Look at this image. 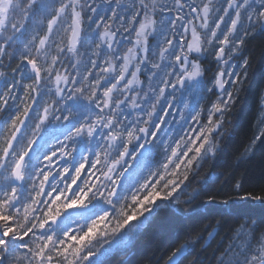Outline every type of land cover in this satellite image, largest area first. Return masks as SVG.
Segmentation results:
<instances>
[{"label": "snow or ice", "instance_id": "6c2138e0", "mask_svg": "<svg viewBox=\"0 0 264 264\" xmlns=\"http://www.w3.org/2000/svg\"><path fill=\"white\" fill-rule=\"evenodd\" d=\"M257 35L264 0H0V264H105L163 210L183 242L156 264H264V188H191ZM239 192L259 215L230 217Z\"/></svg>", "mask_w": 264, "mask_h": 264}, {"label": "trees", "instance_id": "16d2710c", "mask_svg": "<svg viewBox=\"0 0 264 264\" xmlns=\"http://www.w3.org/2000/svg\"><path fill=\"white\" fill-rule=\"evenodd\" d=\"M243 55L250 60L249 74L238 93V99L226 117L221 138L222 150L214 160L202 164L198 176L191 178V188L197 187V181L210 172L225 169L237 175H246L245 191L260 194L264 188V143L257 141L250 159L245 154V150L260 131L257 125L262 111L261 101L264 100V36L257 35L254 39H249ZM211 71H216L215 66H212ZM237 71L240 69L237 68ZM200 104L207 105L208 97L205 96ZM232 195L235 203L232 208L226 210L232 219L248 213L259 215V202L241 200L244 192ZM222 199L218 198L217 204L213 206V213L220 209ZM170 218L171 213L168 210L161 211L153 224L139 236L135 248L106 257L105 264H156V259L165 251L183 242L182 235L177 236L167 230ZM216 218L219 219L218 216ZM215 246L213 242V247Z\"/></svg>", "mask_w": 264, "mask_h": 264}]
</instances>
